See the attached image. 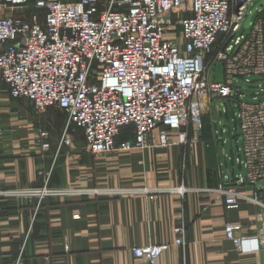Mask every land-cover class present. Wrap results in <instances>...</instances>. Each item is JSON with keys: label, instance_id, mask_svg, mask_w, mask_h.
<instances>
[{"label": "built area", "instance_id": "1", "mask_svg": "<svg viewBox=\"0 0 264 264\" xmlns=\"http://www.w3.org/2000/svg\"><path fill=\"white\" fill-rule=\"evenodd\" d=\"M256 1L0 0V81L35 113L62 112L59 149L74 150L71 133L78 130L93 156L176 145L191 153L212 103L230 102L243 173L226 177L214 191L227 209L259 204L255 194L239 191L264 181V93L248 103L241 92L251 78L264 80V23L244 28ZM26 11H33L28 19ZM216 62L223 64L222 82L213 75ZM47 183L16 196L36 200V211L47 198L75 195ZM183 227L175 229L173 244L135 247L132 255L157 264L171 246L183 244ZM239 229L226 225L225 239L243 251L257 250L258 239L236 237Z\"/></svg>", "mask_w": 264, "mask_h": 264}, {"label": "crops", "instance_id": "2", "mask_svg": "<svg viewBox=\"0 0 264 264\" xmlns=\"http://www.w3.org/2000/svg\"><path fill=\"white\" fill-rule=\"evenodd\" d=\"M209 115L203 116L202 138L191 153L176 145L93 156L75 132L74 150L59 149L64 115L35 114L0 83V264H145L132 249L173 244L181 222L183 244L171 246L157 264H264V181L239 189L255 194L259 204L226 208L214 190L243 168L233 160L228 164L224 135L229 126L221 122L217 128L210 116L211 127L204 129ZM45 131L47 139L40 138ZM237 146L234 135L230 151ZM45 182L75 195L45 199L36 211V200L16 196ZM181 187L184 194L174 190ZM226 225L240 226L236 237L257 238L258 249L243 251L225 239Z\"/></svg>", "mask_w": 264, "mask_h": 264}, {"label": "rangeland", "instance_id": "3", "mask_svg": "<svg viewBox=\"0 0 264 264\" xmlns=\"http://www.w3.org/2000/svg\"><path fill=\"white\" fill-rule=\"evenodd\" d=\"M258 2H259V0L256 1L254 3V5H256ZM32 13H33V11H29V12L26 11V14H24V18L28 19ZM17 14H18V11H17ZM212 70H214L213 75H214L215 81L222 82L224 80L223 64L221 62H216L215 66L212 68ZM252 80H253V78H251L250 81H252ZM0 83H2V81H0ZM261 86H264V80L258 81L255 84H252V85H249V86L247 85V86H245L243 88V90L241 92L244 94L246 102L253 103L256 100V99H254L255 96L264 93V87L262 88L263 91H260L261 90V88H260ZM212 106H213V111L210 113L208 118L205 119L204 129L207 126H210V122L209 121H211L210 120V116H211L214 119V121H215V123L217 125V128H219L220 123L223 122L225 124V126H229L230 127V131H231L230 132V137L231 138L234 137L235 130H236V122H237L236 115H234L237 112V110L235 109V105H232L230 102H227L225 104L223 102H220V103L213 102ZM30 107L32 108L31 105H30ZM32 110H33V108H32ZM48 110H53V111H55L56 116L63 117L62 112L60 110H58L56 107L48 108L43 113L47 112ZM33 112L35 113L34 110H33ZM35 114H40V113H35ZM203 131L204 130L202 129L201 135L203 134ZM73 132H75L74 136H75L76 141H78V140L82 141L81 132L78 131V130H74ZM218 136L220 137V133L218 134ZM175 138L177 139L176 135L173 136V139H175ZM201 138L202 137H200V140H201ZM224 138L226 140V143L224 145H225V150H226V152L228 154V164L231 167L232 160H233L235 165H236V167L238 168L237 165H238V159L240 158V154H239V152L237 150H234L233 153H232L230 151V148H229L230 138L227 137L226 134L224 135ZM222 140L223 139H221V141H220V138H219V143H220L221 147H224ZM237 140H239V139H237ZM233 144L234 145L237 144L236 140H233ZM238 144L240 145V141H239ZM222 162L224 164V158H222ZM47 199H51V198H47ZM26 200H28V199H26ZM32 200H34V199H32Z\"/></svg>", "mask_w": 264, "mask_h": 264}, {"label": "water", "instance_id": "4", "mask_svg": "<svg viewBox=\"0 0 264 264\" xmlns=\"http://www.w3.org/2000/svg\"><path fill=\"white\" fill-rule=\"evenodd\" d=\"M253 17H256L257 19H259L262 23H264V0H259V2L251 9V11L249 12L246 21L244 23V28H247L249 23L251 22V20L253 19ZM260 79L264 78V73H262L259 76ZM258 80H252L251 83L254 84L256 83ZM264 101V99H263ZM227 137H230V128H227V132H226Z\"/></svg>", "mask_w": 264, "mask_h": 264}]
</instances>
